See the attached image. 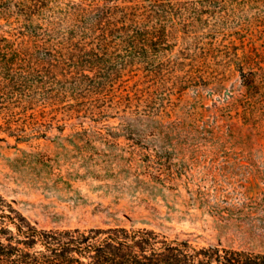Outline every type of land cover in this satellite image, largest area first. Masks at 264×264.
I'll return each mask as SVG.
<instances>
[{
  "label": "rangeland",
  "instance_id": "1",
  "mask_svg": "<svg viewBox=\"0 0 264 264\" xmlns=\"http://www.w3.org/2000/svg\"><path fill=\"white\" fill-rule=\"evenodd\" d=\"M87 1V0H86ZM0 0V192L41 227L264 252V0Z\"/></svg>",
  "mask_w": 264,
  "mask_h": 264
},
{
  "label": "trees",
  "instance_id": "2",
  "mask_svg": "<svg viewBox=\"0 0 264 264\" xmlns=\"http://www.w3.org/2000/svg\"><path fill=\"white\" fill-rule=\"evenodd\" d=\"M73 7L92 16L102 39L123 26L131 41L138 36L139 29L127 25L137 6L83 0ZM0 264H264V252L198 244L150 227H41L0 192Z\"/></svg>",
  "mask_w": 264,
  "mask_h": 264
}]
</instances>
